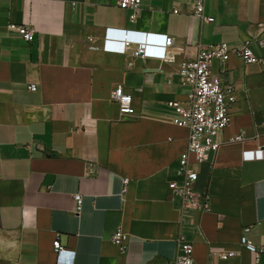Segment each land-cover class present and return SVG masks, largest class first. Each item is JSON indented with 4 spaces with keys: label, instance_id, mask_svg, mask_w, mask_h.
Instances as JSON below:
<instances>
[{
    "label": "crops",
    "instance_id": "1",
    "mask_svg": "<svg viewBox=\"0 0 264 264\" xmlns=\"http://www.w3.org/2000/svg\"><path fill=\"white\" fill-rule=\"evenodd\" d=\"M194 2L142 0L132 22L114 0H0V264H167L179 237L196 264H254L240 238L250 227L249 239L264 246V161L243 153L264 147V62L232 56L226 65L236 102L220 149L195 166V190L210 201L202 215L181 212L168 190L188 130L173 124L167 102L187 101L181 62L264 33V0H204L212 23L192 15ZM9 26L33 29L32 40ZM108 29L169 36L172 60L134 58V46L106 52ZM250 49L264 61V48ZM118 87L136 116L111 102ZM117 230L124 251L111 240ZM55 240L64 252H54Z\"/></svg>",
    "mask_w": 264,
    "mask_h": 264
},
{
    "label": "built area",
    "instance_id": "2",
    "mask_svg": "<svg viewBox=\"0 0 264 264\" xmlns=\"http://www.w3.org/2000/svg\"><path fill=\"white\" fill-rule=\"evenodd\" d=\"M115 6L121 10L131 11V21L135 22L140 10L142 0H114ZM174 14L179 10L174 9ZM200 21L212 23L213 18L204 16V0H195L193 14ZM9 29L20 33L23 40L30 42L34 30L26 26H9ZM255 42L264 48V33L257 37H249L236 48H230L225 43L210 45L201 49L192 60L181 62L179 78L182 85L189 88L187 101L181 104L177 101L167 102V106L173 108L176 117L173 124L188 130L186 151L177 160L178 181L170 182L168 190L179 200V209L191 210L202 215L210 210L209 197L205 193L195 190L198 173L195 166L203 163L209 154L217 152L221 147L220 134L229 126L231 120V107L236 102L235 88L225 84L222 76L227 73L226 65L232 56L239 58L245 65L262 64L264 61L257 58L250 45ZM173 45V38L166 35H146L135 32H119L106 30L103 50L124 54L134 46L133 57L141 59H156L162 61L172 60L168 49ZM218 62L220 72L213 74L212 65ZM30 92H35L37 86H28ZM110 100L118 107L123 116H136L133 105V97L122 87L116 88L110 96ZM264 127V124H263ZM242 136L232 138L229 143L241 142ZM243 160L264 161V147L253 152H244ZM76 212H80L82 198L74 196ZM250 227H245L240 238V246L255 256L254 264H259V258L264 254V246L258 247L249 239ZM112 242L121 250H125V235L117 230L111 236ZM178 255L167 264H196L192 243L179 237L177 240ZM56 254L64 252L58 240L53 243ZM235 253L223 254L222 259L233 257ZM62 264V263H59Z\"/></svg>",
    "mask_w": 264,
    "mask_h": 264
}]
</instances>
